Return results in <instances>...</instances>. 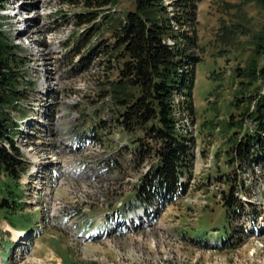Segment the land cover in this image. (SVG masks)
I'll use <instances>...</instances> for the list:
<instances>
[{
    "label": "rangeland",
    "instance_id": "obj_1",
    "mask_svg": "<svg viewBox=\"0 0 264 264\" xmlns=\"http://www.w3.org/2000/svg\"><path fill=\"white\" fill-rule=\"evenodd\" d=\"M7 1L2 24L28 52L33 84L17 118L36 128L17 138L32 168L22 182L18 212L0 209V264H264V165H228L226 135L211 128L231 114L239 118L241 111L232 106L234 69L252 57V36L264 26V0L198 4L202 61L195 69L194 113L182 115L195 139L193 174L188 193L159 216L155 206L149 214L131 209L150 163L132 164L133 149L116 128L91 131L111 114L97 101L103 69H71L77 56L64 42L85 30L74 19L81 7L67 0ZM23 2L34 7L27 10ZM134 8L135 0H121L118 14ZM226 28L239 31L233 47ZM236 172L249 179L243 190L250 206L227 223L222 196L231 180L227 174ZM220 174L222 182L215 179ZM254 210L261 215L257 229L246 234ZM229 229L241 233L231 239ZM222 238L227 246L217 243Z\"/></svg>",
    "mask_w": 264,
    "mask_h": 264
},
{
    "label": "trees",
    "instance_id": "obj_2",
    "mask_svg": "<svg viewBox=\"0 0 264 264\" xmlns=\"http://www.w3.org/2000/svg\"><path fill=\"white\" fill-rule=\"evenodd\" d=\"M201 1L135 0V8L121 15V0H67L82 9L74 14L77 26H87L84 34L66 44L73 46L70 55L80 56L79 68L71 69L86 71L94 64L103 69L97 101L111 116L100 119L91 131L97 134L116 128L133 149L132 164L150 163L135 187L133 210L142 207L148 212L155 206L159 216L189 191L195 139L182 115L194 113L195 69L202 61L196 31ZM7 2L0 0V12L7 9ZM22 4L27 10L34 7L30 2ZM225 33L233 47L239 31L226 28ZM251 46L247 64L234 69L238 89L232 106L241 111L239 118L231 114L220 126H211L226 135L228 165L244 163L248 169L264 165V26L252 36ZM29 60L26 49L5 30L0 13V209L9 215L21 208L22 178L29 170L17 142L22 134L17 118L20 105L33 85L26 79ZM227 177L231 180L222 202L227 223H231L246 211L236 192L246 188L249 179L237 172ZM215 179L222 182L225 178L220 174ZM253 215L251 222L256 226L260 212L254 210ZM228 231L230 238L235 237V231ZM223 245L228 244L224 241Z\"/></svg>",
    "mask_w": 264,
    "mask_h": 264
},
{
    "label": "bare ground",
    "instance_id": "obj_3",
    "mask_svg": "<svg viewBox=\"0 0 264 264\" xmlns=\"http://www.w3.org/2000/svg\"><path fill=\"white\" fill-rule=\"evenodd\" d=\"M19 235L24 237L25 236V233L24 232H19Z\"/></svg>",
    "mask_w": 264,
    "mask_h": 264
}]
</instances>
